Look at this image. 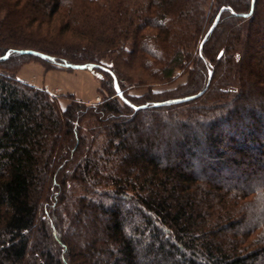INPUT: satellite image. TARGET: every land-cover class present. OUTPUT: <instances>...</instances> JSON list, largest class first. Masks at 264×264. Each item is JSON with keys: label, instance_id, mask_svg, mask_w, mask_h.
I'll return each instance as SVG.
<instances>
[{"label": "trees", "instance_id": "1", "mask_svg": "<svg viewBox=\"0 0 264 264\" xmlns=\"http://www.w3.org/2000/svg\"><path fill=\"white\" fill-rule=\"evenodd\" d=\"M252 3L0 0V264H264V0ZM36 24L62 54L19 38ZM194 46L181 95L125 94L130 70L171 81ZM26 57L91 66L114 97L63 105L19 80Z\"/></svg>", "mask_w": 264, "mask_h": 264}, {"label": "rangeland", "instance_id": "2", "mask_svg": "<svg viewBox=\"0 0 264 264\" xmlns=\"http://www.w3.org/2000/svg\"><path fill=\"white\" fill-rule=\"evenodd\" d=\"M37 27H39L38 24L32 27L26 26V33L22 34L19 38H22L23 41L37 40L39 42H43L45 43L44 46L47 50H52V46H56L55 43H52V38L46 36L47 34L44 30L38 31L39 28ZM41 27L43 29H46L48 28V25L45 23ZM56 47H58L59 49L63 48L60 46ZM189 51L193 52V57L186 56V58L188 59L187 66H185L183 69L177 70L171 81H151L149 80V77L141 75V73L139 72L140 70H134V68L130 70L129 75L133 77L132 81L123 79L125 94L137 100L147 98L149 100L152 99L155 101L165 100L181 95L182 91L188 88V86H191L192 80L196 74L195 71L198 70V63L195 58L196 46H194V49L192 47V49H190ZM59 52H61L62 54L63 50L60 49ZM111 54L112 53L108 51V54L106 55L110 58L111 56H116V54ZM23 59L24 60L22 61H18V63L20 64L22 62H25V64H22L19 71L17 72V76L21 75L22 78L30 81L29 83L25 84H28L40 90H44L52 97L59 98L63 105L69 103V100L65 97L73 95L70 93L71 90H80V94L82 97H84L85 100L84 101L82 98L81 101L86 103L87 105L101 104L105 99H111L114 97L111 96L110 92L106 89L101 79L89 70L78 71L75 69H57L55 67H52V65L43 63L39 59L33 57H26ZM52 72L56 74H65L67 81L65 82V84L63 83L64 86H53L52 82L50 83L49 81H47L46 75H52ZM140 76H143V78L149 80V82L139 81L138 77ZM120 77L122 78V76ZM74 97L80 100L75 95Z\"/></svg>", "mask_w": 264, "mask_h": 264}, {"label": "water", "instance_id": "3", "mask_svg": "<svg viewBox=\"0 0 264 264\" xmlns=\"http://www.w3.org/2000/svg\"><path fill=\"white\" fill-rule=\"evenodd\" d=\"M254 1L255 0H253L252 7L254 6ZM223 11H224V9H222L220 11V13L218 14V16L216 17L213 25L211 26V28H210V30H209V32L207 34V36L210 33H212L214 31V29L216 28V26L218 25ZM207 36L204 38V40H203V42L201 44V47L206 42ZM19 54H22V55H33V56L39 57V58H41L43 60L51 59L47 55H44L42 53L35 52V51H20ZM8 56H9V54H7L6 56L0 57V62L1 61H5L8 58ZM71 68L75 69V70H91L92 69L91 66H86V65L72 66ZM96 76L100 77L99 75H96ZM115 90H116L118 96L123 97V92L119 88L118 82L116 80H115ZM202 94H203V92H200L197 95L189 96V97H186V98H183V99H175V100H169V101H164V102H157V103H154L153 106L154 107H163V106H171V105H175V104L185 103V102L192 101V100L200 97ZM142 108H145V106H143ZM136 109H140V108L137 107Z\"/></svg>", "mask_w": 264, "mask_h": 264}, {"label": "crops", "instance_id": "4", "mask_svg": "<svg viewBox=\"0 0 264 264\" xmlns=\"http://www.w3.org/2000/svg\"><path fill=\"white\" fill-rule=\"evenodd\" d=\"M78 71H87V70H78ZM18 78L23 83H29L30 82L29 80H27L25 78H22L21 75H19ZM46 78H47V81H49L50 83L52 82V85L53 86H55V85H57V86L63 85L64 86L65 82L67 81V78H66L65 74H56V73H53V72H52V75H50V74L46 75ZM35 79H36V77H35ZM46 84H48V83H46ZM70 93L73 94V95H75L80 100L82 98L84 100V97H82L81 94H80L81 93L80 90H71Z\"/></svg>", "mask_w": 264, "mask_h": 264}]
</instances>
